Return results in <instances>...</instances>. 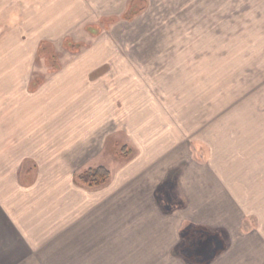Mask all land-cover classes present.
Wrapping results in <instances>:
<instances>
[{
  "label": "rangeland",
  "instance_id": "374dc122",
  "mask_svg": "<svg viewBox=\"0 0 264 264\" xmlns=\"http://www.w3.org/2000/svg\"><path fill=\"white\" fill-rule=\"evenodd\" d=\"M11 81L13 96L55 81L78 105L18 152L22 175L110 173L79 185L75 239L62 228L42 264H192L181 232L196 226L225 245L208 264H260L264 0H0V94Z\"/></svg>",
  "mask_w": 264,
  "mask_h": 264
},
{
  "label": "crops",
  "instance_id": "0c3cea01",
  "mask_svg": "<svg viewBox=\"0 0 264 264\" xmlns=\"http://www.w3.org/2000/svg\"><path fill=\"white\" fill-rule=\"evenodd\" d=\"M6 86L9 87L5 93L0 94V264H42L46 246L61 244L62 228H68L69 232L64 233V239H68L64 244L70 245V239H75L79 184L69 168L58 167L62 163L47 174L39 168L32 176L28 169L22 175L20 167L24 157L28 156L23 157L18 152L39 150L43 139L37 138L45 133L46 122L58 120L61 113L70 114L71 109H76L78 105L74 97L61 94L55 81L33 96L22 93L13 96L12 81ZM57 122L54 121L55 124ZM262 137L264 140V134ZM250 156H254V151ZM32 159L39 167L41 162ZM238 191L237 188L231 191L236 198L242 197ZM252 192L250 197H257L253 189ZM258 208L254 206L253 209ZM259 213L260 245L264 251V200ZM138 229L145 231L147 227ZM252 240L249 243L253 247ZM239 260L238 256H234L230 263ZM257 262L255 258L250 263ZM260 264H264V253L261 254Z\"/></svg>",
  "mask_w": 264,
  "mask_h": 264
},
{
  "label": "trees",
  "instance_id": "16d2710c",
  "mask_svg": "<svg viewBox=\"0 0 264 264\" xmlns=\"http://www.w3.org/2000/svg\"><path fill=\"white\" fill-rule=\"evenodd\" d=\"M126 15L128 16L129 13H126ZM111 21H113V19H111L110 22ZM65 44L70 47L77 46L72 45L69 40H66ZM36 56L39 59L43 58L45 64L50 67L51 71L57 72L60 69L51 43L40 42L37 47ZM34 87V85L29 87L30 91H34ZM121 152L122 154H127L125 149H122ZM109 178V171L104 167L97 166L83 170L75 177L74 180L77 184L84 188L96 189L104 186L108 182ZM181 237L185 242L184 248L182 249V255L192 264H208L215 256L223 252L225 249L224 242L219 234L211 232L205 227L196 226L183 230L181 232Z\"/></svg>",
  "mask_w": 264,
  "mask_h": 264
}]
</instances>
